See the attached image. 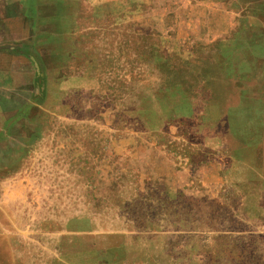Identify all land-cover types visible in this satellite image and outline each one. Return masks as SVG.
<instances>
[{
	"label": "rangeland",
	"instance_id": "1",
	"mask_svg": "<svg viewBox=\"0 0 264 264\" xmlns=\"http://www.w3.org/2000/svg\"><path fill=\"white\" fill-rule=\"evenodd\" d=\"M101 2L0 0V45L22 39L25 46L34 45L40 61L38 92L31 97L33 68L27 58L0 50V69L7 68L12 77H5L0 88V111L7 116L0 118V264H111L108 253L118 251L99 250L97 238L111 240L124 219L140 225L146 207L165 195L159 190L161 177L174 173L156 161L145 166L148 136L128 116L134 91L139 102L145 89L159 88L160 81L149 77L159 73L162 51L169 50L175 62L213 46L220 63L232 60L250 73L264 68V0L197 5L193 0H146L147 11L155 16L154 27L146 31L128 22V16L143 11L139 0H124L119 13L94 16ZM77 28V45L100 51L81 56L98 64L88 71L95 78L84 86L64 80L70 70L55 69ZM32 98L35 109L25 102ZM129 125L137 131L128 130ZM185 152L194 159L190 150ZM174 181L165 180L171 190L165 201L173 198ZM184 183L179 197L183 213L205 234L198 241L158 242L178 246L180 264H264V230L246 228L231 216L237 199L209 197V188L196 179ZM150 185L158 198L147 189ZM192 189L201 190V196L188 195ZM251 208L249 218L264 221V214ZM85 215L92 226L76 222ZM84 229L96 231L88 237L69 234ZM142 243L124 241L120 253L130 261H145Z\"/></svg>",
	"mask_w": 264,
	"mask_h": 264
},
{
	"label": "crops",
	"instance_id": "2",
	"mask_svg": "<svg viewBox=\"0 0 264 264\" xmlns=\"http://www.w3.org/2000/svg\"><path fill=\"white\" fill-rule=\"evenodd\" d=\"M193 1V4L197 5L211 0ZM123 2L124 0H102L96 7L98 11L94 16L119 13ZM139 2L143 5V11L138 17L128 16L130 20L128 22L141 30H152L155 16L147 11V6L144 5L146 0ZM196 20L206 19L197 17ZM78 32L77 28L72 33L73 37H68L70 41L73 40L70 47L67 46L63 52L65 56L63 62L55 69L70 70L64 80L73 84L81 83L84 86L95 78L88 71L97 69L98 64L81 56H93L95 53L98 55L100 51L99 49L93 51L83 46L81 49L77 45L80 44L77 41V38H80ZM21 41L22 39L4 43L0 45V50L7 48L15 55L27 58L28 64L33 68L29 74L32 87L29 96L33 97L38 92L35 83L40 61L33 54L34 45L25 46ZM152 50L153 46L150 45L148 53L151 54ZM195 50L199 56L191 60L182 58L175 62L171 61L169 50L162 51L161 60L156 62L159 73L155 72L149 77L150 80L160 81L159 88L154 92L149 88L145 89L139 96V102L136 100L135 91L134 97L128 99L130 103L128 116L132 118L130 122L133 121L134 126L139 122L142 126L138 130L148 136L143 149L145 166L153 165L156 161L165 169L172 171L174 177L170 175L161 179L165 184V180L175 178L174 184L171 185L176 189L172 193L173 198L165 201L166 193L171 190L169 191L165 186L167 184L161 183L162 188L159 190L166 193L161 195L160 200H154L146 207V216L140 225L139 222L124 219L120 223V230L117 233L114 230L111 234V240L97 238L96 247L99 250L118 251V253H108L111 264H121L125 260L136 264L181 263L178 246L164 245L158 241H198L199 237L205 234L204 231L195 229L196 225L192 217L185 216L183 213L185 206L179 199L183 197L181 188L184 182L192 183L195 179L209 188V197L236 198V207L230 206V214L240 224L246 228L252 225L257 232L264 230L263 220L259 222L257 218L256 221L249 218V214L253 213L250 207H256L257 215L259 211L264 214L262 204L264 199V72L262 70L264 68L260 71L257 68V73H250L244 65L240 66L232 60L220 63L213 46ZM182 51L185 53L187 48ZM206 53H209L208 56H205ZM9 74L7 68L0 69V88H4L5 77L12 78ZM1 93L3 90H0ZM25 102L27 105L32 103L33 109L37 105L33 103V98L31 102L29 100ZM1 106L0 101V110H2ZM5 114L0 111V118H6ZM18 115L19 113L14 116ZM130 125L128 130L136 132V127ZM1 131L3 129H0ZM189 150L197 160L189 158L185 152ZM189 168L191 173L188 172ZM147 189L151 191L152 197H157L152 185ZM188 192V195L193 197L201 196V190L198 189ZM88 217L78 216V219L73 218V221L77 219L76 222L82 224L88 221L92 226V219ZM72 231L69 232L71 236L81 234L88 237L96 230H91L90 233L86 229L82 232ZM124 241H143V248L148 254L145 261L126 259L124 254L120 253L124 249Z\"/></svg>",
	"mask_w": 264,
	"mask_h": 264
}]
</instances>
